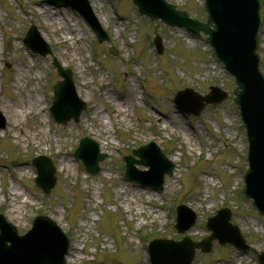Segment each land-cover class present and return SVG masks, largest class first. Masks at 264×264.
Returning a JSON list of instances; mask_svg holds the SVG:
<instances>
[{
    "label": "rangeland",
    "instance_id": "rangeland-1",
    "mask_svg": "<svg viewBox=\"0 0 264 264\" xmlns=\"http://www.w3.org/2000/svg\"><path fill=\"white\" fill-rule=\"evenodd\" d=\"M168 1L194 18H207L205 0ZM91 3L111 42L100 43L69 7L46 0H0V111L7 120L0 129V213L20 233L36 215L51 216L71 238L67 264H151V240L184 235L199 240L210 234L208 217L229 207L230 220L250 249L215 241L208 253L197 250L192 264H258L264 213L243 195L248 140L232 100L233 77L205 34L195 36L142 16L132 0ZM32 24L52 46V55L35 54L24 44ZM157 33L165 48L161 55L153 43ZM260 39L264 72V24ZM111 46L118 55L110 53ZM53 57L73 69L78 93L88 103L76 123L61 124L51 114L54 83L61 78ZM212 85L230 96L207 106L200 117L181 112L173 102L178 89L206 94ZM86 135L108 154L96 174H88L74 156ZM150 141L175 163L162 192L124 174V156ZM40 154L51 157L57 168L49 194L35 183L32 159ZM13 188L21 199L10 201ZM178 204L197 213L184 234L175 228Z\"/></svg>",
    "mask_w": 264,
    "mask_h": 264
},
{
    "label": "water",
    "instance_id": "water-1",
    "mask_svg": "<svg viewBox=\"0 0 264 264\" xmlns=\"http://www.w3.org/2000/svg\"><path fill=\"white\" fill-rule=\"evenodd\" d=\"M49 2L71 6L81 12L93 30L98 33L100 41L109 37L95 17L88 0H49ZM142 15L151 18H161L171 26L185 27L194 34L201 31L207 33V40L215 47L217 55L225 63V67L236 78L238 88L235 90L234 101L241 110V116L247 127L250 167L246 172V187L244 193L255 200L264 211V76L259 68L260 57L257 53L259 46L258 34L262 25L260 0H206L209 12L207 22L193 19L186 11L178 10L167 0H134ZM25 41L35 52L43 55L51 53V48L42 39L37 27L32 25L26 33ZM157 50L163 52L161 37L155 39ZM60 74L64 77L56 83L52 112L57 120L67 123L72 117L79 120L80 113L86 108V103L76 93L71 69H63L55 60ZM209 95L201 96L192 89L181 90L176 94L175 102L179 109L187 113L200 114L208 103H220L228 93L218 87H211ZM6 126V120L0 114V128ZM141 159L129 156L128 175L131 179L148 184L157 189H163L166 173L171 174L174 165L152 143L134 151ZM76 154L81 158L87 169L98 172V163L106 155L100 154L99 144L89 137H85ZM150 166L148 171H140L135 163ZM38 168V183L47 192L56 183L55 167L45 156L34 160ZM178 229L186 231L196 220V214L186 206H180ZM190 214L189 220H183L182 213ZM231 212L221 209L218 214L208 221V227L213 234L200 243H192L188 237L183 241L155 240L151 245L154 264H191L195 248L201 247L208 251L211 241L218 238L223 244L233 243L239 248L248 249L238 226L230 223ZM0 264H66V254L69 251L70 239L60 226L48 216H38L34 226L25 235L20 236L16 227L3 215H0ZM11 241V246L6 244ZM260 264H264V254L259 255Z\"/></svg>",
    "mask_w": 264,
    "mask_h": 264
},
{
    "label": "bare ground",
    "instance_id": "bare-ground-1",
    "mask_svg": "<svg viewBox=\"0 0 264 264\" xmlns=\"http://www.w3.org/2000/svg\"><path fill=\"white\" fill-rule=\"evenodd\" d=\"M12 112H14V111H12ZM159 120L161 121V119H159ZM171 120L177 122L175 119H172V118H171ZM158 124H160V123L158 122ZM11 189H12V188H11ZM11 189H10V190H11ZM14 191H16V189L13 188V190H11V193H10L11 198L9 197V198H10V201H11V199L14 198V197H15V198H18V199H21V194H22V193H21V192H19V193L17 192V194H13V193H16V192H14ZM149 197L151 198V194H149ZM9 210H10L11 213H14V212L16 211L15 208H12V209H9Z\"/></svg>",
    "mask_w": 264,
    "mask_h": 264
}]
</instances>
